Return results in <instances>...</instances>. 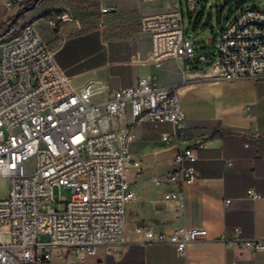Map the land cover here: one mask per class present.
Here are the masks:
<instances>
[{"label":"built area","instance_id":"2783aa9c","mask_svg":"<svg viewBox=\"0 0 264 264\" xmlns=\"http://www.w3.org/2000/svg\"><path fill=\"white\" fill-rule=\"evenodd\" d=\"M30 1L5 0L0 8L13 15ZM184 1L193 14L203 0ZM114 11L107 6L99 9L101 16ZM72 21L71 9L64 8L48 25L56 28ZM103 24L101 20L99 26ZM141 31L151 38L149 62L156 68L180 58L211 62L207 69L211 79L264 78V7L245 9L222 28L213 55L197 56L185 38L181 0H175L169 13L143 18ZM104 93L105 99L92 102ZM127 116L129 122L121 124ZM143 123L169 125L170 131L161 135L166 143L192 140L174 86L157 87L142 78L115 91L100 81L75 88L33 24L24 25L11 41L0 45V179L9 181L8 193L0 199V264H51L53 248L83 257L102 249L106 256L121 259L125 251L115 247L125 229V206L135 199L129 175L141 170L127 146L133 140L132 127ZM202 146L197 140L178 149L172 169L154 180L193 184ZM30 160L34 169L26 173L24 165ZM54 187L69 189L70 201L55 202ZM247 195L250 200L259 198L252 190ZM163 198L175 201L178 194L167 192ZM56 203L66 209L55 211L51 204ZM183 207L178 205L180 211ZM136 232L142 234L143 243L172 246L184 264H193L186 259V246L208 239L200 228L158 233L144 227ZM38 235L48 236L49 242L37 243ZM215 240L226 246L236 243L245 251H264V236L244 238L240 228L232 229L230 240L224 235Z\"/></svg>","mask_w":264,"mask_h":264},{"label":"crops","instance_id":"0c3cea01","mask_svg":"<svg viewBox=\"0 0 264 264\" xmlns=\"http://www.w3.org/2000/svg\"><path fill=\"white\" fill-rule=\"evenodd\" d=\"M174 3L97 0L95 16L80 20L72 15L74 21L58 23L56 28H50L48 21H56L63 9H39V3L26 14H34L31 24L75 88L100 81L108 91H115L142 78L157 87L174 86L192 136V140L176 145L173 139L169 143L161 139L170 131L167 124L132 127L133 140L127 147L141 170H132L129 175L135 195L128 203L131 220L126 221L125 206V229L115 247L125 254L117 259L106 256L102 249L92 257L67 251L66 257L61 256L66 264H184L172 246L143 243L136 229L144 227H153L158 233L183 227L205 229L207 240L186 246V259L193 264H264V251H245L236 243L226 246L215 240L220 235L230 240L234 228H240L244 238L264 236V78L211 79L207 70H198L180 58L159 68L150 64L151 38L141 31V21L171 12ZM100 6L115 11L101 16ZM101 20L104 24L99 26ZM184 76L191 79L183 80ZM106 96H95L93 102ZM128 122L127 116L121 124ZM197 140L203 146L194 164L197 178L193 184L154 180L172 169L178 149ZM250 190L259 198L250 200ZM167 192L177 193V200H165L163 194ZM181 203L182 211L178 209Z\"/></svg>","mask_w":264,"mask_h":264},{"label":"rangeland","instance_id":"374dc122","mask_svg":"<svg viewBox=\"0 0 264 264\" xmlns=\"http://www.w3.org/2000/svg\"><path fill=\"white\" fill-rule=\"evenodd\" d=\"M3 1L4 0H0V5L3 3ZM218 1L223 2L224 0H203L200 5H198L196 11L193 14H190L185 1L181 0L184 36L186 39L191 41L195 51L197 52V56L213 55L215 50L214 40L217 37L219 31L229 23L233 22L243 10L248 8L258 9L264 7V0H230V2L224 6L222 11H218V8L214 6L218 4ZM50 6L60 9L74 8L71 0H43L39 6V9ZM15 14H6L0 8V35L10 26ZM33 16L34 14H29L28 16L23 15V17L21 16L20 19H18L20 21L17 20L18 23H15L17 25L14 27V24L11 27L9 34L3 38H0V45L11 41L24 25L31 24L33 21ZM188 64L192 65L198 70H207L210 67L211 62L196 63L195 60H190L188 61ZM24 167L26 173H32L34 169L33 160L25 163ZM8 189L9 181L0 179V199L7 195ZM52 196L55 202L59 201L60 199H64L66 202H69L72 193L69 189L64 187H54L52 190ZM51 207L58 212H63L66 209V205L62 203L51 204ZM126 208L128 210L126 214V221L129 222L131 217L129 211L130 207L128 204L126 205ZM36 242L39 244L48 243L49 238L46 235H38L36 237ZM61 256L66 257L67 250L53 248L51 250V264H66V262L61 259Z\"/></svg>","mask_w":264,"mask_h":264},{"label":"trees","instance_id":"16d2710c","mask_svg":"<svg viewBox=\"0 0 264 264\" xmlns=\"http://www.w3.org/2000/svg\"><path fill=\"white\" fill-rule=\"evenodd\" d=\"M33 1L34 0H31L28 3L27 6H31L32 3H33ZM42 1L43 0H39L38 4L41 3ZM71 1L73 3V7H74L72 9L70 8L71 9V12H72V15L76 16L80 20H83V19H86L87 20V19L91 18L92 16H95L98 13L97 0H71ZM37 5H36V7H37ZM18 21H20V20H18ZM16 25L17 24H15L14 27Z\"/></svg>","mask_w":264,"mask_h":264},{"label":"water","instance_id":"95a60500","mask_svg":"<svg viewBox=\"0 0 264 264\" xmlns=\"http://www.w3.org/2000/svg\"><path fill=\"white\" fill-rule=\"evenodd\" d=\"M38 2H39V0H34L31 6H25L18 13H16L15 16L13 17L11 23H10V26L6 29L5 32H3L0 35V38H3L7 34H9L11 27L17 22V20L21 16H23V15L27 14L28 12H30L31 10H33L36 7V5L38 4ZM229 2H230V0H224L223 2H220L219 4H216L214 6H216L218 8V11H222L224 6L227 5Z\"/></svg>","mask_w":264,"mask_h":264}]
</instances>
